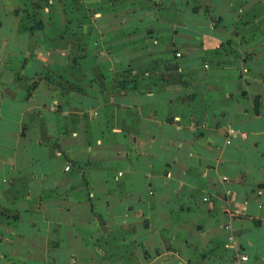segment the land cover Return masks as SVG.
Instances as JSON below:
<instances>
[{
	"label": "crops",
	"instance_id": "1",
	"mask_svg": "<svg viewBox=\"0 0 264 264\" xmlns=\"http://www.w3.org/2000/svg\"><path fill=\"white\" fill-rule=\"evenodd\" d=\"M242 255L264 264V0H0V264Z\"/></svg>",
	"mask_w": 264,
	"mask_h": 264
},
{
	"label": "built area",
	"instance_id": "2",
	"mask_svg": "<svg viewBox=\"0 0 264 264\" xmlns=\"http://www.w3.org/2000/svg\"><path fill=\"white\" fill-rule=\"evenodd\" d=\"M178 56H181L180 54ZM70 166H68L66 168L67 171L70 170ZM259 193H262V190L259 191ZM249 262V257L247 255H242L238 258L237 263L236 264H247Z\"/></svg>",
	"mask_w": 264,
	"mask_h": 264
}]
</instances>
